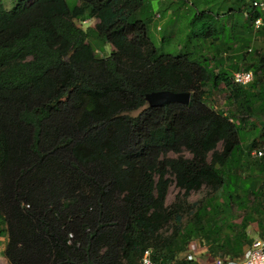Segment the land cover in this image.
Here are the masks:
<instances>
[{
    "label": "trees",
    "instance_id": "16d2710c",
    "mask_svg": "<svg viewBox=\"0 0 264 264\" xmlns=\"http://www.w3.org/2000/svg\"><path fill=\"white\" fill-rule=\"evenodd\" d=\"M253 1L185 0L194 13L182 41L191 46L161 54L148 26L162 14L150 0H18L10 10L0 0V256L8 264H139L146 252L156 264H200L188 258L198 239L213 240L212 255L230 247L226 258L242 257L246 235L219 247L222 234L210 229L226 219L217 202L182 220L204 187L228 201L255 193L241 188L249 147L240 136L248 117L262 122L252 126L258 138L245 137L250 149L264 137V55H251L264 12ZM92 19L95 27L77 25ZM90 39L110 44L111 55L98 56ZM241 70L254 81L235 84ZM221 85L226 111L208 105ZM163 90L191 92L190 104L151 107L147 94ZM172 182L180 193L166 205Z\"/></svg>",
    "mask_w": 264,
    "mask_h": 264
},
{
    "label": "rangeland",
    "instance_id": "374dc122",
    "mask_svg": "<svg viewBox=\"0 0 264 264\" xmlns=\"http://www.w3.org/2000/svg\"><path fill=\"white\" fill-rule=\"evenodd\" d=\"M150 2L152 3L155 12L160 10L159 13L162 14V19L159 21L160 24L161 21H163V25L161 26L163 27V30L161 32L157 30L158 22H152L148 26L149 37L155 43L159 52L161 54H166L169 52L173 54H179L182 52L180 49L182 46H185V51V49H187L188 46L190 47L191 45L187 44V46L186 42H183L182 40L186 39L187 22L189 17L194 13V9L191 7V5H188L185 0H170L166 4H161V0H150ZM4 3L6 5V8L10 10L18 3V0H4ZM70 3H74V0H70ZM176 16H180L179 22L176 20V18H174ZM92 20L86 22L78 21L77 25L82 29L87 30L90 27H95L96 22ZM164 36L166 39L165 42ZM90 41L93 47L97 50L98 56L106 58L111 55L113 47L110 44H105L104 46L95 40L90 39ZM252 49L253 51L251 55L253 57L257 58L263 56L264 38L260 37L258 34H255L253 38ZM222 88L223 86L221 85L219 87V90H216L212 94L208 102V105L214 108L216 111H226V93L222 90ZM138 114L139 112H136L133 115L136 116ZM242 124L246 128L240 127V136L244 141V148L247 146L249 148H246V150H244V156L241 159L243 163L241 171V181L244 187L241 188L255 189V193L248 192L249 194H246L245 197L234 199L233 201H228L226 195L221 194L220 192L212 193L210 189L204 187L200 191L193 192L189 197V203L196 204V206L194 207V210L191 214L187 213L184 215V218L182 220L183 225H185L187 220L191 219L196 212L198 215H200V208H209V204H215V202H217L218 206H216V209H222L223 212L225 211L223 215L226 219L224 220V222L218 221L216 224L215 222H213L210 229L211 231H216L217 233L222 234V238L226 235H231L232 238L237 232L241 234L244 233V230L236 226L241 224L243 221H247L248 219H250V215L253 214L254 216L255 210H258V214H260L261 219L256 218L253 222H258L256 223L257 226H262L263 228L262 217L264 215V171L262 169V165L264 164V157L255 158L252 152L264 147V137L257 140V146L252 149H250L251 144H249V142H247L245 139V137L249 135L258 138L259 135L258 133H256L257 131H252V126L256 125V127L261 128L262 122H260V120L258 121L255 118L250 119L248 117H245L244 119H242ZM219 149L221 150V146H219ZM184 155L186 157L191 156L188 152H184ZM170 157L174 158L176 157V155L170 154ZM242 189L240 190V194H243ZM179 193L180 190L177 188L176 184L172 182L169 188L166 205L173 204L176 201ZM233 197H235V195H233ZM205 209L206 208L202 209V214L205 213ZM218 212L219 211H217V213ZM230 212L233 213V215L230 214L231 218L229 215ZM192 224L194 223H191V225ZM231 224L233 225L232 227H230ZM220 230L222 232H220ZM171 231L172 228H168L166 233L169 234L171 233ZM251 236L253 237V235ZM192 245H194V243H192ZM188 254L193 255L192 251H189ZM211 256L213 258L215 255ZM212 258L209 261L212 262ZM0 264H8V262L0 256Z\"/></svg>",
    "mask_w": 264,
    "mask_h": 264
},
{
    "label": "built area",
    "instance_id": "2783aa9c",
    "mask_svg": "<svg viewBox=\"0 0 264 264\" xmlns=\"http://www.w3.org/2000/svg\"><path fill=\"white\" fill-rule=\"evenodd\" d=\"M167 1V0H162ZM254 8L260 9L264 12V0H254ZM160 15H157L159 18ZM256 29H260L264 26V19L262 17L257 18L254 21ZM233 81L237 85L246 86L254 81V73L252 71L241 70L233 74ZM255 158L264 157V147L252 152ZM189 260L194 259V256L189 255ZM139 264H156L150 256V252H146ZM212 264H264V236L256 238L253 243L244 251V254L238 260H232L226 257H218L214 259Z\"/></svg>",
    "mask_w": 264,
    "mask_h": 264
},
{
    "label": "crops",
    "instance_id": "0c3cea01",
    "mask_svg": "<svg viewBox=\"0 0 264 264\" xmlns=\"http://www.w3.org/2000/svg\"><path fill=\"white\" fill-rule=\"evenodd\" d=\"M91 21V20H90ZM92 21L96 22V24L98 23V20L97 19H93ZM159 23V22H158ZM159 25H163V21H161V24L159 23ZM253 219V221L256 219V218H260V214H256L254 216L251 217ZM262 221H263V228L262 226L261 227H258L256 223L258 222H250L247 226V228L244 230V233H242V235H246V239L249 240V243L248 244H244L243 246V252L253 243V241L256 239V238H259V237H263L264 236V215L262 217ZM261 221V222H262ZM253 235V237L251 236ZM229 237H231V235H226L224 236L223 238H217V242L219 240V247L221 246L220 244H227L228 242V239ZM233 242V239H229V244H232ZM192 243H194V245H192ZM191 243V251L193 253V255L195 256V258L198 260V262L200 264H212L214 259L218 258V257H233L234 255H232V253H230L229 251H225V250H228L230 249V247H226L228 249H222L220 250L219 253H215V258L213 257L212 258V252H214V249H210V246H212L211 244H213V240H210L208 239V242H205L204 241H201V240H195ZM218 244V243H217ZM233 245V244H232ZM192 255V254H191ZM192 255V256H193ZM212 258V262L209 261L211 260Z\"/></svg>",
    "mask_w": 264,
    "mask_h": 264
},
{
    "label": "water",
    "instance_id": "95a60500",
    "mask_svg": "<svg viewBox=\"0 0 264 264\" xmlns=\"http://www.w3.org/2000/svg\"><path fill=\"white\" fill-rule=\"evenodd\" d=\"M191 92H172L168 90L156 91L147 94L146 100L151 107H163L172 103L189 105L191 101Z\"/></svg>",
    "mask_w": 264,
    "mask_h": 264
}]
</instances>
